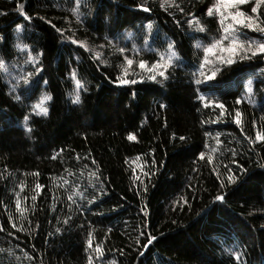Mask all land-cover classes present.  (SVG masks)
Wrapping results in <instances>:
<instances>
[{
	"label": "trees",
	"instance_id": "obj_1",
	"mask_svg": "<svg viewBox=\"0 0 264 264\" xmlns=\"http://www.w3.org/2000/svg\"><path fill=\"white\" fill-rule=\"evenodd\" d=\"M217 1L0 0V264H264V0Z\"/></svg>",
	"mask_w": 264,
	"mask_h": 264
},
{
	"label": "rangeland",
	"instance_id": "obj_2",
	"mask_svg": "<svg viewBox=\"0 0 264 264\" xmlns=\"http://www.w3.org/2000/svg\"><path fill=\"white\" fill-rule=\"evenodd\" d=\"M217 6H219V9L224 8V10L230 15L231 22H235V21L232 20L231 16L233 14H235L237 11L242 12V13L245 14L244 11L236 9V5H234V6L233 5H229L227 8H225V6L222 3H220L219 0L217 1ZM240 19H244L245 20L246 18L245 17H240ZM235 26H236V24H235ZM235 26H231L230 28H228V32H227L228 35L235 31ZM226 37H228V36H226ZM230 37L232 38L231 43H234L233 33H232V35ZM217 50L220 51V52H227L229 50V47L228 46H224L223 44H221L220 46L217 47ZM17 51H19V50H17ZM23 53L24 54H29L27 51H23V52L20 51L19 55L23 56ZM30 57L31 56L22 57L20 59H23L22 62L24 61V59H25V62H32V59ZM169 57H170V54H167V59L162 57V60H165L167 62H171L170 59H168ZM5 65L6 66H4V64H3V67H1L2 75H3L4 80L7 81L8 84L11 87L14 88L17 85L19 87L20 85L23 84V80H24V82L26 81V77H27L28 74H25L24 71L22 72V70L20 69L21 67H19L15 62L5 63ZM23 95L24 94H22V96ZM42 102H43V99L38 104H34L33 105V109H35V111L38 112V113L41 112L40 109L43 107L42 106ZM213 144L218 146L219 145L218 140L216 142L214 141Z\"/></svg>",
	"mask_w": 264,
	"mask_h": 264
},
{
	"label": "snow or ice",
	"instance_id": "obj_3",
	"mask_svg": "<svg viewBox=\"0 0 264 264\" xmlns=\"http://www.w3.org/2000/svg\"><path fill=\"white\" fill-rule=\"evenodd\" d=\"M219 2L220 3H222L224 6H225V8H227L229 5H238V4H243V3H245V0H219ZM218 11H219V9H217ZM145 11H147V9H145ZM252 12L253 13H256L257 12V8L254 6L253 8H252ZM209 14H211V9L209 10ZM245 16V14L244 13H242V12H239V11H237L235 14H233L232 16H231V18H232V20L233 21H235V23L236 24H241V25H244V26H246V27H248L249 29H252L253 28V25H252V23L250 22L251 21V17H248L247 19H248V23H246L245 22V20H243V19H240V17H244ZM26 19L28 18L27 16L25 17ZM18 28H19V25L17 26ZM259 31H261V32H264V28H259L258 29ZM170 47H171V45H170ZM232 53H233V55H235L236 54V49L235 48H230L229 49ZM207 51V50H206ZM257 51L258 52H261V53H264V43H260L259 44V47H258V49H257ZM256 53L255 52H253V55H255ZM129 64H131L132 63V61L131 60H128L127 61ZM145 61H140V64H139V67L140 68H144L145 67ZM226 63L227 64H232V63H234V60H232V59H228L227 61H226ZM157 65H153V67H156ZM165 68L167 67V65H165L164 66ZM201 67H203V65H201ZM203 74V73H202ZM159 75L160 76H164L165 75V73L163 72V71H161L160 73H159ZM215 76V71L212 73V75L211 76H209V77H205L206 79H211L212 77H214ZM150 79H154V77H149ZM129 81L128 80H122L121 81V83H128ZM26 83H27V81H26ZM237 102H239V101H237ZM220 107H223V105H220ZM40 111L41 112H43V113H46V109H44V108H41L40 109ZM26 119H27V117H26ZM132 137H129V139H131ZM232 180V177L231 176H229V181H231ZM222 197H220V196H217L216 197V199L217 200H220ZM154 239V238H153ZM149 243H151V240H149Z\"/></svg>",
	"mask_w": 264,
	"mask_h": 264
}]
</instances>
